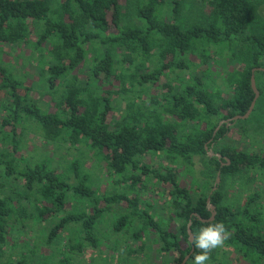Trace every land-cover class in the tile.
Returning a JSON list of instances; mask_svg holds the SVG:
<instances>
[{
    "label": "trees",
    "instance_id": "obj_1",
    "mask_svg": "<svg viewBox=\"0 0 264 264\" xmlns=\"http://www.w3.org/2000/svg\"><path fill=\"white\" fill-rule=\"evenodd\" d=\"M183 1L172 0V17L166 20L156 11L163 0H129L126 11L119 0H62L53 7L49 0H0V46L29 45L34 32L32 49L41 58L40 73L54 101L53 110L42 109L27 95L23 80L0 62V90L10 98L3 105L4 114L0 109L4 145L0 149V250L17 222L25 231L31 229L27 222L48 221L42 241L51 246L64 242L60 250L64 264L68 253L98 246L96 225L111 215L113 232L134 226L129 230L134 241L144 232L154 234L159 252L174 264H180L193 245L188 240L189 222L193 234L209 222H223L230 233L225 242L249 263L264 264L259 192L249 193L244 205L234 207L222 190L225 177L249 170L264 173V153L219 144L231 124L241 120L234 121L233 116L244 114L254 97L251 75L257 85L258 75H264L252 71L264 67V17L258 9L262 1L200 0L203 15L191 23L180 17ZM130 14L140 23L124 21ZM216 44L230 47L231 58L242 65L229 73L224 89L215 81L207 82L208 69H200L208 64L210 45ZM89 50L93 55L89 74L81 81L73 71L88 60ZM195 68L201 75L191 76L177 90L164 83L167 92L158 95L164 71ZM111 79L118 88L103 89L104 83L112 85ZM152 89L150 107L143 109L134 99ZM129 91L138 93L111 124L107 115L114 108L113 95ZM22 120L31 121L40 138L56 148L65 143L85 146L97 167L123 190L93 188L79 160H73L67 172L53 167L49 158L30 162L19 153ZM6 143L10 149H5ZM208 150L220 156H210ZM149 155L163 157L167 163L154 167L144 161ZM195 156L204 163L197 192L180 183L175 169V164L192 168ZM218 171L220 183L212 190L215 182L211 185L210 180ZM149 182L163 186L169 218L180 221L175 231L154 218L148 201L142 205L140 192ZM208 198L215 207L211 220ZM71 201L73 209L68 210ZM181 240L186 241L185 247ZM138 247L143 249L144 244ZM199 252L194 247L185 264ZM13 264L31 263L22 256Z\"/></svg>",
    "mask_w": 264,
    "mask_h": 264
},
{
    "label": "rangeland",
    "instance_id": "obj_2",
    "mask_svg": "<svg viewBox=\"0 0 264 264\" xmlns=\"http://www.w3.org/2000/svg\"><path fill=\"white\" fill-rule=\"evenodd\" d=\"M52 7L58 4L62 0H49ZM122 11L127 10V3L129 0H119ZM259 4L260 14L264 17V0ZM172 6V0H163V2L157 8V14L163 19L170 20L171 15L169 12ZM201 3L200 0H184L182 2V8L180 11V17L186 23H191L195 20L201 19L203 13L200 12ZM124 13V12H123ZM125 14V13H124ZM124 21L140 23V20L134 15L124 17ZM31 32V44L21 45H3L0 46V62L8 67L10 71L14 73L18 78L24 82V87H27V95L33 98L42 109L53 110L54 101L50 93H48L47 84L42 78L40 73L41 70V58H39L38 52L33 50V43L35 36ZM211 54L208 64L202 66L200 69H208L206 73V81H215L216 86L222 85L226 80V77L235 69H241L242 65L236 60L231 58L230 47L224 44L210 45ZM92 50L88 51L87 59L84 63H81L73 74L78 75L81 81H84L89 74V63L90 58L93 57ZM195 63L198 62L196 57L189 56ZM90 60V61H89ZM40 64V65H39ZM151 65V64H150ZM200 69L195 68L194 70H175V71H164L163 76L158 81L159 85V96H163L167 92V88L164 83H170L173 86V90L181 89L187 80L191 76L201 75ZM112 85L104 83L102 88L117 89L118 83L116 80L111 79ZM258 85L261 89L259 92L254 106L249 113L248 117L235 121L231 124L230 130L227 134L219 141L220 145H227L234 147L239 150L248 152L264 153V75H258ZM258 89V88H257ZM24 91V89H22ZM157 90V89H156ZM155 90H144L140 96H136L134 99L137 103L145 107H150L149 98ZM130 92V91H129ZM133 92V91H131ZM119 93L114 94L112 98V105L114 106L107 115V121L111 124L115 119H118L125 112V105L130 101V98L135 96L137 93ZM225 93V92H224ZM10 100L9 95L5 90H0V109L1 114H4V104ZM19 140L22 146L20 150L21 155L30 162H35L43 158H49L50 163L53 167L59 169V171H66L67 167L73 160H79L81 163V169L89 173L93 188L99 191L105 190H116L122 191V186L113 185V179L109 178L107 172L104 169H100L95 164V160L92 156H89L87 148L85 146L77 145L71 146L69 144L60 145L58 148L52 143H47L38 134L36 127L29 120H22L21 124L18 125ZM5 149H10V146L6 143ZM218 145V144H217ZM4 145L0 143V149ZM214 152V150H211ZM163 157L156 155H149L144 158V161L158 167L159 164H166ZM194 165L192 168H187L184 165L177 166V177L180 183L194 191H198L199 187L196 184V180L203 181L204 163L202 158L199 156L193 157ZM151 181V180H150ZM215 179H211V185L214 184ZM154 183V184H153ZM220 183V179H219ZM147 189L140 192L142 205L145 201L151 204L150 212L158 220V222L168 229L175 231L178 226V221L170 220L169 215L171 210L166 203L165 191L163 186L159 182H149ZM222 190L226 202L234 207L244 205L246 197L249 193L254 190L260 194V203L262 207V217L264 219V173L258 171L249 170L248 172L243 171L239 176L225 177L222 180ZM30 206V205H29ZM28 206V207H29ZM68 210L73 209V202L67 204ZM113 217L106 215L102 220L98 221L96 225V232L98 236V246L95 248L85 247L82 252L68 253L69 260L64 264H165L168 259L171 263V258L163 256L158 250V243L155 242L154 234L144 232L141 238L134 241L130 235L129 230L132 231L134 226L125 227L120 232H113ZM48 221H39L35 225L29 224V230H20V224L17 222L11 228V234L7 237V240L1 247L0 250V264H13L22 256H27L28 261L31 264H61L65 257L62 250V242H56L52 246L46 245L42 240H45V228L48 225ZM136 228L138 223L134 221ZM261 228H264V220L260 224ZM64 237V235H63ZM144 244V248L138 250V245ZM182 247L187 245L186 241L181 240ZM3 251V252H2ZM172 255V254H170ZM188 259V258H187ZM187 261V260H186ZM185 261V262H186ZM185 264V263H184ZM186 264H193V261H188ZM207 264H251L249 261L240 256L238 251L233 245L224 243L223 247L216 248L210 253V260Z\"/></svg>",
    "mask_w": 264,
    "mask_h": 264
},
{
    "label": "clouds",
    "instance_id": "obj_3",
    "mask_svg": "<svg viewBox=\"0 0 264 264\" xmlns=\"http://www.w3.org/2000/svg\"><path fill=\"white\" fill-rule=\"evenodd\" d=\"M229 235L223 222H209L198 233L193 234L190 243L200 250L199 254H194L193 264H207L210 253L216 248L223 247Z\"/></svg>",
    "mask_w": 264,
    "mask_h": 264
},
{
    "label": "water",
    "instance_id": "obj_4",
    "mask_svg": "<svg viewBox=\"0 0 264 264\" xmlns=\"http://www.w3.org/2000/svg\"><path fill=\"white\" fill-rule=\"evenodd\" d=\"M255 70H258V71H264V67H257V68L252 69L253 72H254ZM250 83H251V87H252L253 92H254V97H253V99H252V101H251V103H250L248 109L246 110V112H245L244 114L233 116V120H234V121L237 120V119H244V118L248 117L249 113L251 112V110H252V108H253V106H254V102H255V100H256L258 94H259V91H258V89L256 88L255 78H254V75H253V74L251 75ZM228 124H229V123H228ZM207 153H208V155H210V156L213 155V154L217 155L218 157L220 156V154H218V153H214V152H212L211 150H208ZM219 179H220V178H219V171H218V172H217V175H216V178H215V185L213 186L212 190H215V189H216V184L219 182ZM207 206H208L209 210L211 211V215H210V218H209V219L211 220V219H213L214 214H215V207H214V205H213L212 203H210L209 198L207 199ZM187 233H188V240H189V242H190V239H191L192 236H193V233H192L191 230H190V222L187 224ZM193 250H194V247H193V245H192V246H191V249H190V253H191ZM190 253L185 255V257L183 258V260H182V262H181L180 264H184V263H185V261L187 260V258H188L189 255H190Z\"/></svg>",
    "mask_w": 264,
    "mask_h": 264
}]
</instances>
